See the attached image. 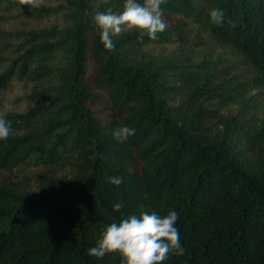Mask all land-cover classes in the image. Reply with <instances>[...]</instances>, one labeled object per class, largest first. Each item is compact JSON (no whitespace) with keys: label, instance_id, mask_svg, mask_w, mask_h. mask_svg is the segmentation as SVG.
Here are the masks:
<instances>
[{"label":"trees","instance_id":"trees-1","mask_svg":"<svg viewBox=\"0 0 264 264\" xmlns=\"http://www.w3.org/2000/svg\"><path fill=\"white\" fill-rule=\"evenodd\" d=\"M123 3L9 4L65 25L0 31V103L15 77L33 84L31 108L4 116L0 171L31 159L44 168L36 193L0 185V264H121L117 253L88 254L104 227L169 209L184 252L162 264H264V0H164L157 39L123 32L109 52L92 16ZM212 7L224 10L222 25L210 22ZM195 32L239 58L197 63ZM165 45L177 48L148 52ZM123 125L136 132L120 142Z\"/></svg>","mask_w":264,"mask_h":264},{"label":"clouds","instance_id":"clouds-1","mask_svg":"<svg viewBox=\"0 0 264 264\" xmlns=\"http://www.w3.org/2000/svg\"><path fill=\"white\" fill-rule=\"evenodd\" d=\"M164 0H124L123 9L96 11L92 20L99 29L100 41L109 52L115 49L113 37L121 33L137 30L141 35L157 39L158 34L167 28L161 5ZM208 16L210 22L222 25L225 12L221 7H212ZM12 130V121L0 116V141H6ZM136 132L134 127L123 125L113 131V136L123 142ZM108 182L119 186L123 177L110 176ZM123 207L121 202L113 204L114 210ZM179 213L169 209L161 215L157 211H140L123 216L118 222L107 224L96 245L88 248V254L97 258L106 253H117L121 264H162L170 254L182 255L184 252L177 221Z\"/></svg>","mask_w":264,"mask_h":264},{"label":"rangeland","instance_id":"rangeland-1","mask_svg":"<svg viewBox=\"0 0 264 264\" xmlns=\"http://www.w3.org/2000/svg\"><path fill=\"white\" fill-rule=\"evenodd\" d=\"M26 3L32 6L55 7L61 4H67L70 0H0V31H15L21 28L42 29L53 25H65L62 17H45L43 19L26 16L22 11H11L10 3ZM20 8V7H19ZM193 45L191 48L195 52V61L200 63L202 60H218L220 62L234 61L239 58L237 54L229 47H218L207 35L194 33ZM177 48L176 45L151 46L148 52L153 56L168 55ZM62 58L58 59L61 63ZM7 65L0 66V73L4 72ZM95 67L90 64L89 71L92 72ZM33 84L15 77L0 103V116H6L10 113L25 114L30 108L28 96L31 94ZM58 171L59 177H69L72 174V167L61 168ZM44 172V168L38 166L34 160H29L17 168L10 171H0V185L6 188H15L23 194H32L38 191V175Z\"/></svg>","mask_w":264,"mask_h":264}]
</instances>
